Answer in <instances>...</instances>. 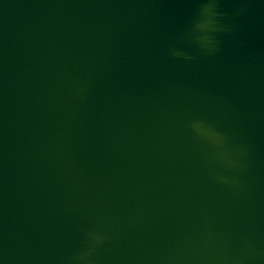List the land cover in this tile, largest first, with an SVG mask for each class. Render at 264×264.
Masks as SVG:
<instances>
[{
	"label": "water",
	"instance_id": "water-1",
	"mask_svg": "<svg viewBox=\"0 0 264 264\" xmlns=\"http://www.w3.org/2000/svg\"><path fill=\"white\" fill-rule=\"evenodd\" d=\"M0 264H264V0H0Z\"/></svg>",
	"mask_w": 264,
	"mask_h": 264
}]
</instances>
